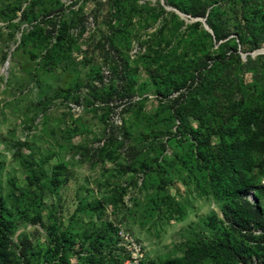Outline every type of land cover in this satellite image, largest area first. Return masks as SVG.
<instances>
[{
    "label": "rangeland",
    "instance_id": "374dc122",
    "mask_svg": "<svg viewBox=\"0 0 264 264\" xmlns=\"http://www.w3.org/2000/svg\"><path fill=\"white\" fill-rule=\"evenodd\" d=\"M249 138L262 190L264 0H0V264H264L196 155Z\"/></svg>",
    "mask_w": 264,
    "mask_h": 264
},
{
    "label": "trees",
    "instance_id": "16d2710c",
    "mask_svg": "<svg viewBox=\"0 0 264 264\" xmlns=\"http://www.w3.org/2000/svg\"><path fill=\"white\" fill-rule=\"evenodd\" d=\"M222 7V3H215L211 8L203 6L195 13L196 16H205L207 12L208 18H213L217 21V15ZM243 14L248 13L244 10ZM206 20V21H207ZM209 29L213 35H218V29L208 23ZM257 44V41L254 44ZM241 120L238 127L244 129L246 125V111L241 112ZM262 127H259V129ZM195 137V149L200 150L204 142ZM252 139L247 140H234L229 143L220 139L217 144V149L206 153L197 152L199 160L202 165L206 163L210 171V180H216L215 186L219 188V193L225 196L236 199L234 207L224 206L223 214L227 221L233 225L246 227L248 223H252L256 228L261 230L264 235V206L260 200L264 189L254 190L253 176H250L254 168V161L251 155ZM258 167V166H257ZM261 174H264V168H259ZM254 190L255 203H249L241 195ZM263 193H262V192ZM215 196H219L218 192H213ZM4 247V246H3ZM234 248L229 245L218 244L215 247H210L199 241L186 242L182 256L166 259L162 264H198L208 258H218L223 256H231L233 259L237 256ZM91 260V258H89ZM243 258H241V262ZM152 264V263H151Z\"/></svg>",
    "mask_w": 264,
    "mask_h": 264
},
{
    "label": "water",
    "instance_id": "95a60500",
    "mask_svg": "<svg viewBox=\"0 0 264 264\" xmlns=\"http://www.w3.org/2000/svg\"><path fill=\"white\" fill-rule=\"evenodd\" d=\"M176 12H178L179 13V11H176ZM180 14V13H179ZM203 25H204V28L207 30V31H209V32H211V30L208 28V26L204 23V21H203Z\"/></svg>",
    "mask_w": 264,
    "mask_h": 264
},
{
    "label": "bare ground",
    "instance_id": "6f19581e",
    "mask_svg": "<svg viewBox=\"0 0 264 264\" xmlns=\"http://www.w3.org/2000/svg\"><path fill=\"white\" fill-rule=\"evenodd\" d=\"M178 13V12H177Z\"/></svg>",
    "mask_w": 264,
    "mask_h": 264
}]
</instances>
